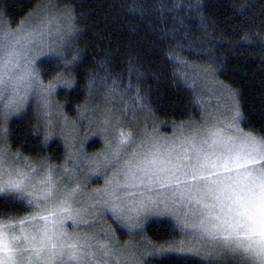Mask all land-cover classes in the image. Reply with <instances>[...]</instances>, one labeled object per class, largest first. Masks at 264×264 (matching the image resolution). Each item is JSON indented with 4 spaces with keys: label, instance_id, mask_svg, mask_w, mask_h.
Returning <instances> with one entry per match:
<instances>
[{
    "label": "snow or ice",
    "instance_id": "6c2138e0",
    "mask_svg": "<svg viewBox=\"0 0 264 264\" xmlns=\"http://www.w3.org/2000/svg\"><path fill=\"white\" fill-rule=\"evenodd\" d=\"M121 6L133 16L150 14L148 0ZM180 7L160 0L157 12L164 26L157 31L161 41H169L168 60L187 65L182 52L202 48L211 33L201 13L203 36L194 39L184 17L175 14ZM188 9L201 12L200 0ZM74 11L66 7L56 15L45 6L35 22H21L0 43V264H149L146 257L168 256L177 258V264L189 256L198 257L200 264H264V129L239 126L243 117L237 93L222 81L218 83L233 101L228 127L234 134L205 123L187 132L181 127L161 143L127 121L129 110L135 115L147 107L140 87L143 73L130 54L127 84L122 74L112 75L101 65L105 99L116 101L99 121L106 143L102 153L88 156L66 144V159L55 165L50 157L12 152L7 124L13 116L23 118L30 97L38 98L34 134L42 132L45 145L55 135L52 98L58 87H73L80 62V50L73 47L81 31ZM165 12L173 14L171 27ZM243 39L253 42L247 34ZM40 57L49 58L42 64L55 65L47 84L37 69ZM215 71L212 63L206 65L207 74L214 77ZM181 76L187 80L186 73ZM96 82L93 70L86 85L90 94ZM93 177L103 178V187L91 189ZM107 213L130 234L149 216H171L195 244L169 241L138 253L130 244H119L111 225L105 227Z\"/></svg>",
    "mask_w": 264,
    "mask_h": 264
},
{
    "label": "trees",
    "instance_id": "16d2710c",
    "mask_svg": "<svg viewBox=\"0 0 264 264\" xmlns=\"http://www.w3.org/2000/svg\"><path fill=\"white\" fill-rule=\"evenodd\" d=\"M43 1L0 0V19L8 26L16 27ZM56 1L61 8L75 9L73 14L81 30L74 44L80 50L79 67L73 71L75 83L70 90L57 94L67 116H75L88 98L90 93L86 85L88 75L93 70L97 73L96 85L103 83L100 77L105 75V67L112 75L122 74L123 83L127 84L131 54L143 73L140 87L147 97V107L144 109L158 122L169 124L199 120L201 101L181 74L188 67H206L212 63L217 80L237 93L243 117L242 129H264V47L261 46L264 40V0H200L201 12H190L188 9V4H195L196 0H163L167 7L183 5L175 9V14L184 17L186 30L194 39L203 36L201 13L209 25L211 36L205 45L202 48H185L182 52L187 65H176L169 61V41H161L158 37L157 26H164L157 12L160 0H148L150 14L143 18L131 15L127 8L121 6L141 0ZM242 5L247 7L241 9ZM172 15L165 12L169 27L173 23ZM246 34L253 40L252 43L245 42L243 37ZM52 67L55 65L40 63L43 81L52 79ZM132 82L136 83L135 73ZM22 115L23 118H14L8 124V145L11 150L21 151L24 156L39 154L50 157L51 161H62L65 150L58 139L54 138L45 145L42 143L43 133L34 134L36 109L30 106ZM146 235L150 242L162 245L177 240L179 231L168 221H157L146 228ZM152 264H177V258L161 257ZM185 264H200V261L187 257Z\"/></svg>",
    "mask_w": 264,
    "mask_h": 264
},
{
    "label": "rangeland",
    "instance_id": "374dc122",
    "mask_svg": "<svg viewBox=\"0 0 264 264\" xmlns=\"http://www.w3.org/2000/svg\"><path fill=\"white\" fill-rule=\"evenodd\" d=\"M45 6L49 7L56 15H59L65 9L61 8L56 0H44L23 21L25 22L26 26H30L33 22H35L39 15L44 11ZM72 15L74 14L72 13ZM20 25L21 23L16 27H10L2 19H0V43H6L3 37L5 32H15L20 27ZM53 27H55V24ZM76 28H78L77 24ZM9 39H11V37H9ZM70 58L71 56H69V59ZM48 59V57L39 58L37 61L38 71L41 61ZM185 73L187 74V80H185L186 84L189 85L194 83V87L190 88L194 90L201 101L202 112L199 120L167 124L160 121L158 122L156 119L152 118V116L148 114L144 108H138L135 115H133L131 110H129L127 113V121L131 123V127L136 129L139 133L146 131L150 135L161 138V143L164 142V139L171 140L174 138V136L179 133L181 127H183L185 132H187L191 128L203 126L205 123L209 125H215L216 127L223 129L226 134H234V130L228 127L233 115V101L224 92L215 75L213 77L212 75L207 74L205 72V67L199 66L188 67ZM197 73H199V76L196 75ZM43 82L47 84L49 80ZM110 84L111 83H109V85ZM70 89L71 88L67 87H58L52 98L51 120L53 125H55V135L50 140L54 138L58 139L65 150V157L62 159V161H51V163L55 165L62 164L66 159V155L69 150L66 147V144L69 146L74 144L77 150L82 151L88 156H94L98 153H102L105 150L106 143L103 135L99 131V121L103 119L107 109L113 108L116 105V101L105 99V86L104 83H100L92 89L91 94H89L84 105L77 111V114L73 117L67 116L63 111L62 104H60L57 99V94L59 91H67ZM236 102L239 104L237 96ZM37 103L38 98L34 96L30 97L28 107L32 106L34 109H36ZM119 107L122 112L123 105H119ZM17 117L18 116L11 117V119L8 121V124L11 120ZM239 126L241 127V121L239 122ZM103 184V178L93 177V182L91 183L90 188H100L103 187ZM106 215L108 219L106 220L105 227H107V225H111V227L115 229L114 238L119 242V244L121 246L130 244L138 253L149 250L153 245L156 247L160 246L156 243L150 242L146 235V228L151 223L157 221H168L175 226V228L179 231V237L177 240H175V242L184 240L186 243L191 242L195 244V241H190V238L181 231L180 225L171 216H149L143 222L140 229H137L130 234L128 229L121 228L110 219V213H107ZM67 227H69V230H71V221L67 222ZM101 239H103L102 234ZM189 257L199 259L195 256ZM158 258L161 257H146V259L149 260V264H152V262Z\"/></svg>",
    "mask_w": 264,
    "mask_h": 264
}]
</instances>
